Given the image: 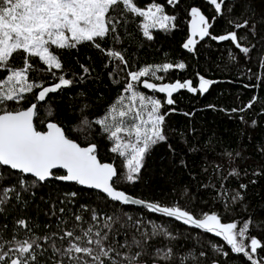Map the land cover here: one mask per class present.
I'll return each mask as SVG.
<instances>
[{
  "label": "snow or ice",
  "instance_id": "1",
  "mask_svg": "<svg viewBox=\"0 0 264 264\" xmlns=\"http://www.w3.org/2000/svg\"><path fill=\"white\" fill-rule=\"evenodd\" d=\"M154 30L183 51L142 62ZM211 42L264 69V0H0V264H264V128L241 116L231 146L176 106L220 82L187 72ZM105 76L118 93L99 111L85 85ZM153 181L159 197L129 191Z\"/></svg>",
  "mask_w": 264,
  "mask_h": 264
},
{
  "label": "trees",
  "instance_id": "2",
  "mask_svg": "<svg viewBox=\"0 0 264 264\" xmlns=\"http://www.w3.org/2000/svg\"><path fill=\"white\" fill-rule=\"evenodd\" d=\"M159 2H164V0H159ZM204 2L206 3V0H204ZM191 3L200 4L201 0H182V5ZM168 9L170 10L171 6H168ZM203 10L206 13H210L212 11L210 7ZM220 23L222 24L223 21H221ZM154 34L156 36V43L151 45L145 43L140 50L139 54L142 62H160L165 57V54L175 59L179 55V52L183 51L178 49L177 46V42L181 40L180 32H175V34H172L161 33L154 30ZM205 43H208V41H205ZM229 47H232L234 49V46H231L230 43L221 42L219 50H217L216 42H211L210 53L201 51V55L198 60V63L200 65L199 69L192 67L195 58L189 61V69L187 70V72L190 73L196 70L206 72L209 78L216 79L220 82L213 86H210L209 91L203 96H200L198 94H189L186 93L185 90H180V94H174V97L177 101V107L182 108L185 111L192 110L193 108L196 109V111L194 112V119L192 120V123L194 125H196L197 127H204L206 129H210L211 131L219 133L223 137L225 144L231 143V146H235V143L239 138V132L244 127L240 120L241 116H243V119L246 121H250L252 118H257L260 127L264 128V114H260V109L264 107V82L255 79V74L264 72V69H261L259 66L257 52L252 53V63H249L244 58L243 54H239V64H228L227 49ZM235 51L238 52V50ZM65 59L67 63H70L67 54L65 56ZM81 59H83V57H81ZM217 64L220 65L219 68L216 67ZM209 68H211L210 71ZM248 69H251L252 71L249 72ZM75 70L79 71L78 66L75 68ZM181 75H186V73L180 72L178 70H172L173 79ZM246 84L253 85V87L246 88ZM85 87L88 90L89 97L95 103L100 105L99 111L103 110L104 101L110 103L113 99H115L118 93V89L114 85H111L106 76L101 80L99 84L85 85ZM75 90L80 91L82 89L78 85ZM140 90L144 91L146 94H152L147 89L141 88ZM97 95H102L103 101H96ZM156 95L158 97L163 96V94ZM253 95L258 97L257 101L254 102L251 109H245L242 113L213 111L204 107L206 104L212 103L215 104L218 108H239L243 107V104L247 103V101L250 100ZM29 99H31V97H29ZM166 107L167 106H165V108ZM91 114L93 113H90V115ZM41 118H43V106L41 107ZM75 120L76 117L75 115H73L72 122L74 123ZM186 120L187 118L181 115L171 114L168 118V123L173 126L182 127ZM37 124L39 126V121H37ZM66 131H68L69 134L72 135L71 124H68ZM245 139H247V133L245 135ZM101 143L104 142L101 141ZM101 158L107 159L109 162H114L118 168L121 165V160L118 156L114 157L112 154H109L106 158L103 155ZM255 159L259 158L257 157ZM145 175H147V173ZM177 179L179 180L181 178L178 176ZM160 187L161 185L157 181H153L151 185L147 183H137L134 189L129 186V191L135 195H141L146 198H150L153 196L159 197L161 196V192L159 191ZM152 215L154 218L158 216V214ZM183 228H187V226H183ZM208 235L212 236V234ZM215 239L219 240V238Z\"/></svg>",
  "mask_w": 264,
  "mask_h": 264
}]
</instances>
